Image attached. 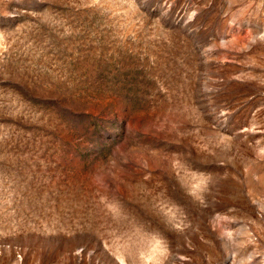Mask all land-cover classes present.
Segmentation results:
<instances>
[{
    "label": "rangeland",
    "instance_id": "374dc122",
    "mask_svg": "<svg viewBox=\"0 0 264 264\" xmlns=\"http://www.w3.org/2000/svg\"><path fill=\"white\" fill-rule=\"evenodd\" d=\"M0 264H264V0H0Z\"/></svg>",
    "mask_w": 264,
    "mask_h": 264
}]
</instances>
